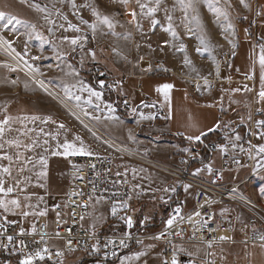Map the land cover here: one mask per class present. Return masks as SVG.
Segmentation results:
<instances>
[{
    "label": "rangeland",
    "instance_id": "rangeland-1",
    "mask_svg": "<svg viewBox=\"0 0 264 264\" xmlns=\"http://www.w3.org/2000/svg\"><path fill=\"white\" fill-rule=\"evenodd\" d=\"M29 1L30 2L28 3L27 0H0V11H23V13L25 14V18L31 21V24L35 26V29L37 31H42V29L45 32L47 31V33H50L51 31V37H53L52 31H55V37H57L62 42L66 37L65 33L57 29L54 23L47 24L48 21H46L43 16L38 15L32 9L34 7L28 4L34 3L36 6L38 5L39 7L47 8L54 14L60 15L65 19L61 12V9H65V6L69 1ZM146 1L149 3L148 8L159 9L160 7L164 8V6L167 5L168 9H172L173 14L176 13L173 16L176 17L177 14L182 13V7L178 3V0H167L164 2L160 0L159 4H157V0ZM221 1L226 6L225 0ZM258 1L259 3L260 1L264 2V0ZM136 2L137 0H130V2L125 5L120 3V0H82V3H84V8L83 13L78 16L79 22L73 24V22L68 21V23H71L73 25L77 24L78 28H81L79 26L82 23L83 25H86L91 29V32H88L87 29L85 31V28H82L84 29V33L87 32L93 37L95 44L94 49L89 48V46L87 48V50L91 51L90 55L93 52L95 53V58L93 61H89L87 63L82 61L86 64L84 65L85 69L98 67L102 70V72H105V75H107L109 79H118L117 81L119 82L120 86L119 88L113 90L116 91L122 99L129 98V96L132 95L131 93L129 94V92L126 91V97H123L120 92L121 83L126 84L124 87L128 88L127 84L133 81L131 79H128L126 75L142 76L152 75L154 73L157 74L156 72L159 71L157 69L160 68L156 59H150V57H147L148 55H150L149 52H145L146 55L143 56V49H135L133 43L130 42L129 38L135 36L132 32V29L134 28L132 27L133 19L135 17H133L131 13L136 12L134 11L136 10L135 4H133ZM147 2L139 0L140 4H145L144 6H146ZM130 4H132L133 7L131 11H129ZM257 7L259 8V10H261L259 5ZM145 8L148 9L147 7ZM228 9L230 8L228 7ZM94 10L102 14L103 17L107 16L111 20L114 27L112 28L110 34H112L113 37L107 36L108 34L107 32H105L107 25L99 24L101 19H95ZM262 10L264 14V9ZM241 11L242 10H239L238 8H231L230 14L233 20L238 19L241 24H244L243 22H245V16ZM252 23L254 25H246L248 26V28L242 29L239 32V44L235 53L234 60L231 58V61L233 60V69L231 70L232 73L235 72L242 75H253V72L257 71V75L262 74L259 58L261 55V47L264 46V15L259 17L258 20H254ZM92 24L96 25L95 32L91 27H89V25ZM190 25L191 24L188 23L186 24V27H189ZM139 32L142 33V28H139ZM190 33L192 32L189 31V29L183 34L179 31L176 35V38H184L185 35H190ZM152 34H154V32H152ZM167 34L168 38H173L170 31H168ZM87 39L89 41L88 35ZM209 48L211 51L215 52L216 48L218 47L213 46ZM199 49H201V55L204 56L209 54V51L204 52L203 48ZM60 50H64V47L61 46ZM135 50L138 52L141 58L138 63L135 62ZM179 50V47H177V49H167L168 53H173V57L167 59L168 63L165 67L170 72H174L179 68L184 71L187 68V64L185 62L181 64V61H185V59L188 58L187 56L190 54V49L184 48V54L176 53V51ZM52 51L53 50H51V52ZM226 54H228L229 57L231 56L228 49H222L220 56H224ZM194 56H196L195 52ZM149 60L152 63L151 66H149L148 64ZM0 61L2 62V59H0ZM44 62L45 61H43L42 65H40V71H43L44 73L50 72L51 74H54L57 66H54L52 63L46 64ZM134 62L136 63L135 65ZM2 68H11V66L3 64L2 66H0V69ZM185 72H188V70H186ZM31 75L36 77V75L38 74L32 71ZM4 76L6 75H0V82ZM3 81L4 79H2V82L0 83V121H3L7 117H11L12 119L9 124L5 126L6 131L4 133V137L2 140H0V143L4 144L3 150H0V155H11L15 160L17 153L22 152L24 154V157L32 159V163L24 165L25 171L23 173L19 172V168L21 167L20 162L12 163V176H0V178L5 180L6 188L15 186L17 180L22 181V183L16 186L15 192L6 198L9 200L18 198L21 201V209L14 210L15 214L11 212L6 213L2 209H0V213H2L6 217V219L8 218V220H13V222L18 224L19 227L31 231L32 226H36L37 220L41 216L29 215L27 217H24L21 213L25 211L38 213L42 210L47 209L48 214L50 212L51 204L54 201H57L56 198L65 195L66 189L70 183V180L67 176L68 156H65L63 154V148L58 147V145H63L65 142L75 143L77 145V143L79 142L76 137H80L82 141H86L88 138L86 137V133L81 124L73 119L71 117V114H69L62 106H60L52 96L51 108L49 109L50 112L45 113L43 111L41 113V111L33 109L30 103L27 104L29 106V109L28 107L25 109H21L20 106H17L15 99L13 102H10V95H6L3 92L4 90L1 91ZM140 84L142 86V94L147 96L152 103L159 104L162 109L170 115L171 121L173 123L172 133L178 132L177 130H179L183 126L190 127L191 125L204 122L217 123L219 121V111L225 109L230 112V110H232V108L234 107L232 106V101L238 99V97H232L231 100V98L229 97V94L231 92H229L228 94L221 93L218 99H215L214 96L210 97V95L197 97L192 96L189 92H176L172 90L178 85V82L176 80L174 81V83H171L170 80L159 78V76L157 75L142 79L140 81ZM165 84L173 85L169 94L170 103L165 101L163 93L157 91L158 88ZM258 84L259 86H261V80L258 82ZM100 85H103L101 87L106 89L103 82H100ZM131 86L133 88H136L135 85ZM260 89L261 87L258 88V90ZM136 98L138 100L143 99L140 96H137ZM123 102L124 100H122V102H120L121 104H119L121 105V108L124 109ZM229 104L231 105L230 107ZM124 110L128 111L129 109L127 107V109ZM186 110H189V116L184 115V111ZM39 114L44 116H46L45 114H51V124L49 125L50 128H47L51 130V139H49L47 133H45L46 130H44V128L46 126H41V119H30L33 116L40 117ZM241 114L242 112L235 113L233 115V118H236ZM191 115L192 117H190ZM26 117L29 119H25ZM183 120L186 121L183 122ZM228 123H233V119L229 118L225 122V124ZM60 124H63L64 128H60ZM9 128L11 129L10 131L7 130ZM160 129L163 130L164 126H160ZM142 130L139 131V136H144L142 135ZM143 139L144 140L142 141V144H140V148L134 146L131 143L123 144L122 146L127 147L129 150L134 152L136 158H138V156H140V158H151V161H160L175 165L179 168L181 167L179 163L173 162L168 159L166 155V149L171 147V145L169 144H176L174 140L167 138L159 139L153 135L144 137ZM9 140H16L20 141L22 144L34 145V148L32 150H28L23 147L17 149L16 147L10 146L7 143ZM45 141H47V143H45ZM260 145H264V139L261 140ZM57 151H59L61 154L55 155L54 153H56ZM157 151L160 152V155H157V157H155V152ZM177 153L178 152H175L176 155ZM164 156L165 158L163 159ZM41 157H43L47 161L46 165H41L39 163ZM114 158L118 164V167L122 171L126 172L132 180L134 195H136L138 199H141L136 201L135 203L136 218L138 227L143 223V220L146 221L147 226L146 228L137 227L136 229H139L142 234H149L153 231L158 230L159 227L157 228V226L166 215L170 206L169 203L175 196V187L176 190L178 189V181L175 180L172 176L166 175L156 169L149 167L148 165H151V163L145 162L140 158H138L139 160H136L120 155L118 153L114 155ZM0 165L8 166L9 162L7 160H0ZM262 165H264V157H262L259 163L257 162V165L255 166V170L263 169L262 172L258 176H254V178H252L250 182L246 184L248 197H254V200L264 199V166ZM42 170L46 171L47 174L43 178H40L38 176V173ZM21 189H26V191H22ZM164 195H168L166 200H162ZM186 195L187 198L185 202L189 204L190 208L192 204L191 198L193 197V190L191 187L186 190ZM25 196H30V200H25ZM0 199H5V197H3V195H0ZM29 204H31L32 207H28ZM91 207L94 214L92 229H96L100 233H124V231L122 230L118 231L116 227L112 226L110 223H106V204L104 202L94 201L92 202ZM241 220L246 221L247 217L241 216ZM148 227L151 228L147 229ZM219 246L223 248L222 252H220V257L223 258L224 264H226V262H229V264H264V247H262L261 245L224 244V246ZM235 248H237L238 251L235 250ZM174 249L179 254V264H192L193 261H195V264H204V253L200 245L175 246ZM181 249H183V251ZM162 252V248L153 243L147 242L140 248L128 252V254H126V258H124L120 264H132L144 258H147L148 264L157 263L159 262L157 261L158 258L162 256ZM140 253L146 254L140 255L139 259H136L135 257ZM185 254L197 255L198 257H187ZM117 261L111 264H116ZM162 261L160 260V264H162ZM78 262L79 264H105L97 261L82 260V258H79L78 255L67 258L62 264H76Z\"/></svg>",
    "mask_w": 264,
    "mask_h": 264
},
{
    "label": "crops",
    "instance_id": "crops-1",
    "mask_svg": "<svg viewBox=\"0 0 264 264\" xmlns=\"http://www.w3.org/2000/svg\"><path fill=\"white\" fill-rule=\"evenodd\" d=\"M27 1L28 3L30 2L29 0ZM68 1L69 2L68 4H66L65 9L60 8L62 10L60 11L62 12L63 16L67 19H64L60 15L54 14L47 8H37L34 3L28 4L34 7L32 9L38 15L43 16L44 19L48 21L47 24L54 23L57 29L65 33L66 37L62 42L57 37H55V31H52L53 37H51V31L50 33H47V31L45 32L43 29L42 31H37L35 29V33H32V29L30 27V25H32L31 21L25 18V14L23 13V11L13 12L11 10H4L6 14L15 16L20 21H22V23L17 25L14 22L13 24H8L6 21H0V38H2L4 41H7L11 45V48H9L8 44H5L11 52H13L11 49H15L13 53L16 56L17 53H19V56L17 57L23 64H26L27 66L31 65L32 68L39 69V71L35 72L38 74L35 77L33 75L28 76L23 71H12L11 69L13 68L0 69V75H6L2 78L4 79V81L1 86V91L4 90L3 92L6 95H10V102H13L15 99L17 106H20L21 109H25L27 107L29 109V106L27 104L30 103L33 109L41 111V113L43 111L45 113L50 112L49 109L51 108L52 96L60 106H62L69 114H71V117L73 119L81 124L86 133L85 135L88 138L86 141H82L83 146L93 153L92 156L114 157L116 153L120 154L115 150V148H117L119 145L122 146L123 144L131 143L134 146L140 148V144H142V141L144 140L143 138L153 135L159 139L167 138L172 139L176 142V144H169L171 145V147L166 149V155L171 161L179 163L178 157L184 156L194 147V144L202 141V139L207 137L208 135H210V138H217L221 134H224L227 140L236 141V135H239L241 138L244 137L247 127L256 125L257 121L262 120V117L264 115V102H260L258 99V93L260 91L258 90V88L261 87L259 86L258 82L261 80V75H257V71L253 72V75H242L235 72L232 73L231 70L233 69L232 61L234 60L235 53L239 44V32L242 29L248 28V26L250 25H254L252 22L254 20L256 21V19L258 20L259 17L264 15L262 10L264 9V2L260 1L259 3L258 0H246V3H248L250 7L245 8L242 4H240V0H230V3L229 0H225L226 6L222 3L221 0H208V2H206V0H196L195 11L193 12L189 10L187 15L189 19H191L193 16H198L200 20V26H197L196 21L192 20V23L189 27H186L188 21L185 20L186 13L183 9H181L182 13L177 14L176 17L173 16L176 13L173 14L172 9H168L167 5H165L164 8L160 7L159 9H156L155 13L149 14V3L146 0L143 1L147 2L145 7H147L148 9H146L145 7L141 9L140 5L145 4H140L137 2L133 3L136 7V10H134L136 11V15L133 19L132 25V27H134L132 29V32L135 36L129 38L130 42L133 43L135 49H143V56L146 55L145 52H149L150 55H148L147 57H150V59H156L160 68L157 69L159 70L158 72H156L157 74L154 73L152 75L142 76L126 75L128 79L133 80L132 82L127 84L128 88L124 87L126 85L124 83H121L120 88V92L123 97H126V91H128L129 94H132L129 96V98H125L129 100V110L125 112L130 116V118L127 119L119 114L115 107L105 99L103 92L96 90L91 86V84L86 81V79L79 73L77 66L71 62L70 58L76 52L79 54L78 57L81 59V61L85 63L93 61L94 58L90 55L91 51L87 50L89 41L87 39V35L84 33V29L82 28H85V31L87 29L88 32H91V29L86 25H83L82 23L79 26L81 27L79 28V32L73 31L68 27V21L73 22V24L79 22L78 16L83 13L84 3H82V0H75L76 8H73L71 0ZM161 1L164 2L167 0ZM258 5L260 6L261 10H259V8L257 7ZM217 6L228 13L227 20H225L224 17H220L219 20L217 19L214 11ZM228 7L230 9L238 8L239 10H242L241 12L245 16V22H243L244 24H241L238 19L233 20L231 18L230 9H228ZM39 9H46V11H41ZM132 9V4H130L129 11H131ZM260 12L261 14L258 15V13ZM169 15L172 17L171 25L176 34L179 31L183 34L188 29H192V33H190V35H185L184 38L182 37L177 39L176 36L173 38H168V31H166V29H168L169 27ZM96 18L97 17L95 15V19ZM100 18H103L102 14H100ZM153 20H156L159 23L153 26ZM228 23H231L233 25L235 29V35L232 34L231 30L225 31ZM99 24H103L101 23V20ZM76 27H78V25ZM139 28H142V33L139 32ZM111 30L112 28L110 29L108 26H106L105 32H107V36L109 37H113V35L110 34ZM152 32H154L155 35L152 34ZM36 33L43 37V39H36ZM30 34L32 36L31 39H29ZM201 37H203L205 41L209 43V47H218L216 48L215 52L210 50L208 55L203 56L200 54V52L197 51V49L203 48L200 42ZM73 38H79L80 42L77 45L70 44L69 41ZM229 41H231V43ZM181 45H183L184 48L190 49V54L187 56V60L191 61L190 64H187L186 70H188V72H185L186 70L182 71L180 68L175 70L174 72H170L165 67L168 63L167 59L173 57V53H168L167 49H177V47H179L180 49ZM233 45H235V47H233ZM61 46L64 47V50H60ZM222 49L229 50V54L231 55L230 57L233 59L232 61H228L227 63L223 61L225 55L220 56ZM51 50L53 51L51 52ZM194 52L196 56H194ZM176 53L184 54L185 51L179 50L176 51ZM134 54L136 57L135 62L138 63L141 58L136 50ZM35 57H39V59H35ZM43 61H45L44 63L46 64L52 63L54 66H57L54 74H51L50 72L44 73L43 71H40V65H42ZM135 62L134 65L136 64ZM181 62V64H183V62L185 61ZM148 64L149 66H151L152 63L150 60L148 61ZM2 65L3 64H1L0 61V66ZM217 72L219 73L218 75ZM154 75H157L162 79L170 80L171 83H174V81L176 80L178 82V85L172 89L176 92H189L192 96L197 97L210 95V97L214 96L215 99H218L221 93L228 94L229 92H231L229 94L231 100L232 97H238V99L232 101V106L234 107L232 108V110H230V112L225 109L219 111L218 120L221 114H225L227 115V119L225 121L221 122L219 120L217 123L204 122L191 125L190 127L183 126L179 130H177L178 132L172 133L173 123L171 121L170 115L165 112L159 104L152 103L147 96L142 94L143 91L140 81L146 77H151ZM250 76L252 78H249ZM39 79H41L40 81H43L46 85L43 84L44 86L41 87L39 85ZM113 80L117 81L118 79ZM205 81H207V84L205 83ZM192 84H195L196 87L193 88ZM131 85H135L136 88H133ZM246 87L251 91H246ZM65 88H70L73 97L79 96L80 99L76 100L74 98H68L65 95ZM82 88H92L94 91L102 93V99L97 100L95 97H91L89 92L87 90H81ZM236 89H239V91H236ZM137 96H140L143 99L138 100L136 98ZM89 99H91V103H88ZM108 105H111V110L107 107ZM144 105L148 106L145 107ZM230 106L231 105L229 104V107ZM238 112H242V114L238 115L236 118H233V115ZM141 114H143V117L152 118L144 119L142 118ZM249 114L251 115V120L248 119ZM45 115L46 116L39 114V118L42 120L41 126H46L44 128V130H46L45 133H47L49 139H51V130L47 129L50 128L49 125L51 124V114ZM184 115L189 116V110L184 111ZM192 115L190 117H192ZM49 118V122L45 123L44 121L48 120ZM229 118L233 119V123L225 124V122ZM186 120H183V122H185ZM217 124L220 125L219 128L215 127ZM160 126H164V129H160ZM210 129L215 130L210 131ZM141 130L142 135L144 136H139V131ZM216 131H218V133L211 137V133H215ZM201 133H206V135H202L200 141L188 139L189 136H200ZM80 141L81 139L78 140L79 143H77V146H80ZM260 142L261 140L258 142L259 146H261ZM175 152H178L177 155L175 154ZM159 153L160 152L158 151L155 152V157H157V155H160ZM73 156L84 155L68 156V168L69 159ZM262 157H264V154ZM129 158L137 160L138 158H140V156H138V158ZM164 158L165 156L163 157V159ZM140 159L144 160L145 162L150 161V163L152 164L146 165L169 176L172 175L167 172L165 173L157 166H154V164H160L162 167H167V169L173 168L180 171H189L193 175L194 173H196L197 169H199L197 165L185 166L179 163L181 166L179 168L175 165L160 161L155 162L153 160V162L150 160L151 158ZM210 164L213 168L212 174H209L207 170H204L203 176H210L215 173V169L219 167V158H212ZM199 174H201V172ZM243 174V172L227 174L226 179L238 181L242 179ZM177 181L178 189L176 190L175 187L174 194L176 196L178 190L180 189L182 191V198L178 200H181L185 204V206L189 208V204L185 202L187 198L186 190L184 188L185 185H182L179 180ZM167 196L168 195H164L162 200H166ZM175 196L169 204H172L176 200ZM134 200L136 203V201L141 199H138L137 196L134 195ZM191 202L192 204L190 208L193 207L194 203V190ZM9 221L18 226V224L13 222V220L9 219ZM106 223H109L107 220V215ZM18 228L21 229V227L19 226ZM24 230L29 232L26 229ZM222 250L223 248L221 246H216L214 248L213 253L211 254V261L213 260V264H224L223 258L220 257V252H222ZM235 250H237V248H235ZM163 253L164 250L162 252V256H160L157 260L159 262L152 264H160V260H164ZM126 254L123 255L116 262V264H120L122 260L126 258ZM186 256L196 258L198 257L197 255ZM142 263L148 264L147 258H144L132 264ZM226 264H229V262H226Z\"/></svg>",
    "mask_w": 264,
    "mask_h": 264
},
{
    "label": "built area",
    "instance_id": "built-area-1",
    "mask_svg": "<svg viewBox=\"0 0 264 264\" xmlns=\"http://www.w3.org/2000/svg\"><path fill=\"white\" fill-rule=\"evenodd\" d=\"M0 58L2 64L25 72L21 68L23 65L21 60L5 44H0ZM223 61H231V57L225 55ZM102 82L108 89L119 87V82L113 79ZM192 87L195 88L196 85L192 84ZM128 105L129 100L125 99L124 109H127ZM226 119L225 114L219 117L221 122ZM259 132L260 129L256 125L247 127L245 136L239 141H229L224 134H221L217 138L208 139L203 148L193 147L184 156L178 157L179 163L185 166L197 165L199 169L210 164L212 158L218 157L219 167L210 176H203V171L197 176L189 171L167 169L160 164H154L165 173L171 174L182 185H191L194 190V203L192 208H187L181 200L176 199L159 222L157 226L159 229L149 234H142L136 229L138 222L133 184L129 175L118 167L114 157H71L68 168L70 183L66 193L56 198L57 201L51 204L47 215L38 218L36 235H32L31 231H25L26 235L20 237L18 226L8 219L5 220V216L0 213V223L4 224V228L0 229L3 233L0 235V264H21L27 252L34 253L43 247L49 249L51 259H47L46 256L45 260L37 259L34 264H61L74 255H78L82 260L111 264L147 242L154 243L164 250L162 264H165V261L167 264H172L173 258L179 260V254L174 247L183 245H200L204 253V264H213L211 254L216 246L264 244L260 239L264 236V199H260L261 208H254V201L248 199L246 188L252 176H258L263 170H255L258 160L263 156L258 152V142L264 139L260 137ZM233 144L236 145L235 148L232 147ZM224 145H228L226 154L219 150L220 146ZM115 150L122 155L136 158L135 153L128 148L119 145ZM242 172L243 177L238 181L226 179L227 174ZM94 201L106 204L108 222L124 233H100L91 229L94 222L91 204ZM114 207L117 209L115 215L112 214ZM177 208L180 209V213L176 212ZM196 211H199L201 216H195ZM174 216L177 219L169 229L166 222ZM180 216L184 219H179ZM189 216L192 217L191 221L188 219ZM210 216L214 218L208 219ZM241 216H246L247 220H241ZM129 217L132 220V227L127 224ZM205 219H208V225L200 228L197 221ZM146 226L147 223L143 220L138 228H146ZM149 228L151 227L147 229ZM45 233L47 235H44L42 241L41 235ZM56 233H59V236ZM9 235L14 238L11 245L7 244L6 240ZM222 236L228 239L221 240ZM21 239L28 245L25 252L20 251ZM121 240L125 241L124 246H121ZM69 241H71L70 247ZM208 242L212 243L211 247L208 246ZM57 252L63 255L57 256Z\"/></svg>",
    "mask_w": 264,
    "mask_h": 264
},
{
    "label": "snow or ice",
    "instance_id": "snow-or-ice-1",
    "mask_svg": "<svg viewBox=\"0 0 264 264\" xmlns=\"http://www.w3.org/2000/svg\"><path fill=\"white\" fill-rule=\"evenodd\" d=\"M130 2V0H120V3L122 4H125L127 5L128 3ZM206 2H208V0H206ZM71 3H72V7L73 8H76V3H75V0H71ZM137 3H139V0H137ZM160 3V0H157V4ZM178 3L181 5L182 9L184 10V12L186 13L185 15V20L188 21L189 24L192 23V20H195L196 21V24L197 26H200V20L198 18V16H193L191 19H189L187 13L189 12V10L191 11H195V3H196V0H178ZM229 3H230V0H229ZM240 4H242L245 8H249L250 5L248 3H246V0H240ZM37 8H39V6L37 5L36 6ZM141 9H143L145 6L144 5H140ZM210 7H211V4H210ZM41 11H46V9H39ZM149 14H152V13H155L156 9L155 8H149ZM215 14H216V17L217 19L219 20L220 17H224L225 20L228 19V13L226 11H224L223 9H221L219 6H217L215 9ZM58 14V13H57ZM260 13H258L259 15ZM94 15H96V17L98 19H101L100 18V13L95 11L94 10ZM131 15L133 17H135L136 13L135 12H132ZM65 19H67L65 17ZM168 20H169V27L168 29H166V31H170L172 36L175 37L177 34L176 32L172 29V25H171V20H172V17L169 16L168 17ZM0 21H6L8 24H13V22L17 25L21 24L22 21H20L18 18H16L15 16H11V15H8L6 14L4 11H0ZM86 23V22H85ZM101 23L107 25L110 29L114 27L113 23L111 22V20L107 17V16H104L102 19H101ZM153 23V26H155L157 23H159L158 21L156 20H153L152 21ZM31 29H32V33H35V26L34 25H30ZM68 27L70 29H72L73 31H76V32H79L80 29L78 27H76V25H73L71 23H69ZM89 27L92 28V30L95 32L96 30V25L95 24H92V25H89ZM192 29H189V31H191ZM228 30H231L232 34L235 35V29L233 27V25L231 23H228L227 24V27L225 28V31H228ZM36 35V39H43V37H41L38 33L35 34ZM32 36L31 34L29 35V39H31ZM80 42L79 38H73L69 41L70 44L72 45H77L78 43ZM200 42H201V45L203 46V51L204 52H208L210 51V48H209V44L205 41V39L203 37L200 38ZM231 43V41H229ZM0 44H8V47L11 48V45L7 42V41H4L2 38H0ZM233 47H235V45H233ZM13 52L15 51V49H11ZM180 50L181 51H184V46L181 45L180 47ZM198 52L201 51V49H197ZM92 57L95 58V53L93 52L92 54ZM17 56H19V53H17ZM35 59H39V57H35ZM185 63L186 64H190L191 61L185 59ZM259 63H260V66H261V69H262V74H261V89L258 93V99L260 102H264V46L261 47V55H260V58H259ZM29 68H32L31 65H29ZM12 71H15L16 69H11ZM32 71L34 72H38L39 69H35V68H32ZM219 73L217 72V75ZM249 78H252L251 76ZM40 86L43 87V82L40 81ZM205 83L207 84V81H205ZM103 86V85H101ZM173 85H170V84H165L163 86H161L160 88L157 89L158 92H161L163 93V96H164V99L166 102L170 103V90L172 89ZM46 90V89H45ZM81 90H87L90 94L91 97H95L97 100H100L102 99V93L100 92H97V91H94L92 88H82ZM246 91H251L250 89H247V87L245 88ZM65 95L70 98V99H76V100H79L80 97L79 96H75L73 97L72 95V92H71V89L70 88H65ZM236 91H239V89H236ZM51 94V93H50ZM88 103H91V99H89ZM145 107H147L148 105H144ZM154 106V105H153ZM110 110H111V105H108L107 106ZM142 115V118L144 119H151L152 117H143V114ZM11 117H7L6 119H4L3 121H0V140L3 139L4 137V133L6 131V128L5 126L9 124V122L11 121ZM25 119H29V118H25ZM30 119L32 120H37V119H40L39 117H36V116H33L31 117ZM249 120H251V115L249 114V117H248ZM50 118L48 120H45L44 122L47 123L49 122ZM256 126L258 129H260V132H259V135L260 137H264V120H259L256 122ZM60 128H64V125L63 124H60L59 125ZM216 128H219L220 125L217 124L215 126ZM7 130H11L10 128L7 129ZM215 129H210V131H213ZM202 135H206V133H201L200 136H189L188 139L189 140H197V141H200L201 140V136ZM77 140H80V137H76ZM241 139V137L239 135H236L235 136V140L236 141H239ZM10 146H14L16 147L17 149L23 147L25 149H28V150H32L34 148V145H29V144H22L20 141H16V140H9L7 142ZM45 143H47V141H45ZM58 147H62L63 148V154L65 156H70V155H84V156H92L93 153L86 149L84 146H83V142L82 140L80 141V146H77L75 143H70V142H65L63 145H58ZM233 148L236 147L235 144L232 145ZM4 148V144L3 143H0V150H3ZM219 150L222 152V153H227L228 152V145H224V146H220ZM241 151H243V149H241ZM258 152L261 153V154H264V145H261L259 146L258 148ZM55 155H60L61 153L59 151H57L56 153H54ZM249 155L251 156V149H249ZM0 160H7L9 162V165L8 166H2L0 165V176H8V177H11L12 176V168H11V164L12 163H16V162H20L21 163V167L19 168V172L20 173H23L25 171V167L24 165L28 164V163H32V159L30 158H26L24 157V154L22 152H18L17 155H16V159L14 160L13 156L11 155H0ZM39 163L41 165H46L47 164V161L41 157L40 160H39ZM237 163H239L237 161ZM264 166V165H262ZM204 170H207V172L209 174H212L213 172V168H212V165L211 164H207L204 166V168L202 169H197L196 173H194V175H199V173L201 171H204ZM46 171H40L38 173V176L40 178H43L44 176H46ZM25 179H29V178H25ZM20 183H22V181H19L17 180L16 181V185L13 186V187H5V180L0 178V195H3V197H5V199H0V209H2L4 212L6 213H13L15 214L14 210H18V209H21V201L17 198V199H6L8 196H10L11 194H13L15 192V189H16V186H18ZM185 190H187L188 188L191 187V185H185ZM22 191H26V189H21ZM167 190V189H165ZM30 196H25V200H30ZM42 199V198H40ZM11 205V207H10ZM85 207H87V205H84ZM28 207H32L31 204L28 205ZM58 207V206H57ZM117 212V209L114 207L112 209V214L115 215ZM176 212L177 213H180V209L177 208L176 209ZM24 217H27L29 215H39V216H45L47 214V209L45 210H42L38 213H33V212H22L21 213ZM195 216L199 217L201 216V213L199 211H196ZM214 217H209L208 219H213ZM81 219H83V217H81ZM177 217H172L170 219L167 220V226L169 229H171L173 227V224L174 222L176 221ZM179 219H184L183 216H180ZM189 221H191L192 217L189 216L188 217ZM208 219H205L203 221H197V223L200 225V228H203L205 226L208 225ZM5 220H6V217H5ZM127 224L129 227H132V220L131 218H127ZM4 228V224L3 223H0V229H3ZM31 232H32V235H36L37 234V228L35 225L32 226V229H31ZM3 233L0 232V235H2ZM26 235V232L23 228L20 229L19 231V236L20 237H23ZM44 235H47L46 233L45 234H42L41 235V240L43 241V237ZM57 236H59V233H56ZM157 239H159L160 237H156ZM221 240H226L228 239L227 237H220ZM260 239L262 241H264V236H261ZM6 240H7V244L11 245L13 244L14 242V238L13 236L9 235L6 237ZM121 243V246H124L125 245V241L121 240L120 241ZM19 244H20V251L21 252H25V250L27 249L28 245L25 244V241L23 239L19 240ZM71 246V241H69V247ZM208 246L211 247L212 246V243L211 242H208ZM262 247H264V244L261 245ZM183 251V249H181ZM146 253H140V254H137V256L135 257L136 259H139V256L140 255H145ZM57 256H62L63 253L61 252H57L56 253ZM47 256V259H51V255L49 254V249L47 247H43L42 249L40 250H37L35 251L34 253L29 251L26 253L25 255V258L21 261V264H34V262L38 259L40 261H43L45 260ZM62 264V262H61ZM165 264H167V262L165 261ZM172 264H178V262L176 261L175 258H173V261H172ZM192 264H195V261L192 262Z\"/></svg>",
    "mask_w": 264,
    "mask_h": 264
},
{
    "label": "trees",
    "instance_id": "trees-1",
    "mask_svg": "<svg viewBox=\"0 0 264 264\" xmlns=\"http://www.w3.org/2000/svg\"><path fill=\"white\" fill-rule=\"evenodd\" d=\"M85 33L89 37V44H88L89 48L94 49L95 44H94L93 37L89 35L87 32ZM70 60L72 63H74L77 66L79 73L86 79V81L89 84H91L93 88H95L98 91L103 92L105 99L115 107V109L117 110L119 114H121L123 117L127 119L130 118V116L125 112L126 110L121 108L120 102H122V98H120V95L112 89H108V88L105 89L101 87L100 82L106 79H109L108 76L105 75V72H102V70L98 67H94L92 69H87V68L85 69L84 65L86 64L81 61V59L78 57L77 52L71 56ZM217 133L218 131H216L215 133H211V137ZM209 138H210V135L203 138L202 141L194 144V147L203 148L204 144ZM181 198H182V191L179 189L175 196V199H181Z\"/></svg>",
    "mask_w": 264,
    "mask_h": 264
},
{
    "label": "bare ground",
    "instance_id": "bare-ground-1",
    "mask_svg": "<svg viewBox=\"0 0 264 264\" xmlns=\"http://www.w3.org/2000/svg\"><path fill=\"white\" fill-rule=\"evenodd\" d=\"M21 68H23V70L25 71L24 73H26L28 76L29 75H31V69L28 67V66H26V64H23V65H21ZM38 77V76H37ZM31 78H32V76H31ZM34 78V77H33ZM39 81H40V79H39ZM43 82V81H42ZM43 84H45L44 82H43ZM40 85V84H39ZM45 89V88H44ZM62 97V96H61ZM82 117V116H81ZM85 120V119H84ZM252 178H254V176H252ZM251 180V179H250ZM248 199H251V201H254V208H261V201L259 200V201H257V200H254V199H252V198H250V197H248ZM263 217H264V208H263Z\"/></svg>",
    "mask_w": 264,
    "mask_h": 264
},
{
    "label": "water",
    "instance_id": "water-1",
    "mask_svg": "<svg viewBox=\"0 0 264 264\" xmlns=\"http://www.w3.org/2000/svg\"><path fill=\"white\" fill-rule=\"evenodd\" d=\"M176 261L178 262V264H179V261L176 259Z\"/></svg>",
    "mask_w": 264,
    "mask_h": 264
}]
</instances>
